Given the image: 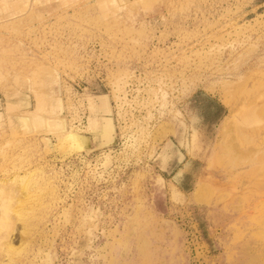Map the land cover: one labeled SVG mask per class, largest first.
<instances>
[{
  "label": "rangeland",
  "instance_id": "obj_1",
  "mask_svg": "<svg viewBox=\"0 0 264 264\" xmlns=\"http://www.w3.org/2000/svg\"><path fill=\"white\" fill-rule=\"evenodd\" d=\"M0 264H264V0H0Z\"/></svg>",
  "mask_w": 264,
  "mask_h": 264
},
{
  "label": "crops",
  "instance_id": "obj_2",
  "mask_svg": "<svg viewBox=\"0 0 264 264\" xmlns=\"http://www.w3.org/2000/svg\"><path fill=\"white\" fill-rule=\"evenodd\" d=\"M6 4H8V3H10L11 4V8L13 9V8H15V6L16 5H18V2H19V0H3ZM101 94H99V95H96V98L98 97V96H100ZM204 95V96H203ZM202 96L205 98L206 97V101L208 102V100L210 99V103L212 104V107H213V109H214V107H216L217 108V110H218V113L221 111V106L222 105H220L219 103L218 104H216V105H214V101H213V99H214V94H211V93H209V92H206V93H204ZM98 99V98H97ZM96 106L98 107L97 109H98V111H99V104H96ZM224 114H225V112L224 111H222L220 114H218V116L216 117V118H213V119H211V121H210V123L212 124V125H215V123H217V122H219L220 120H221V118L224 116ZM95 120V119H94ZM82 137V139H83V141H85L86 142V145L85 146H90V143H91V139H94V138H92L90 135H83V136H81ZM95 140V139H94ZM99 145V144H98ZM192 159H196V158H192ZM183 160H184V158H182L181 159V162H183ZM183 165V164H182ZM181 170V169H180ZM182 174V173H181ZM201 173H196V176L197 175H200ZM192 197H193V195H192Z\"/></svg>",
  "mask_w": 264,
  "mask_h": 264
}]
</instances>
